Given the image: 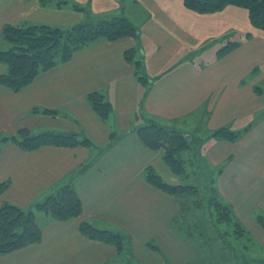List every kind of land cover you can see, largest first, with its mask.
<instances>
[{"label":"crops","instance_id":"obj_1","mask_svg":"<svg viewBox=\"0 0 264 264\" xmlns=\"http://www.w3.org/2000/svg\"><path fill=\"white\" fill-rule=\"evenodd\" d=\"M68 1L95 15H125L140 37L90 43L19 92L0 85V182H11L0 207L10 203L33 210L42 230L40 243L0 256V264L209 260L204 241L192 233L191 209L189 216L182 215L180 199L147 182V170L153 168L168 184H181L164 152L149 149L139 137L138 128L150 122L202 140L197 167H207L202 175L217 182L219 197L246 230L252 226L264 247L257 223L264 216V31L251 25L246 10L234 6L201 15L185 8L183 0ZM84 19L70 4L57 8L39 0H0V36L6 24L67 28ZM232 43L239 46L220 56ZM134 48L148 82L125 59ZM6 70L0 64V75ZM95 92L112 106L106 121L88 101ZM23 128L34 135L77 133L92 145L25 151L11 140L1 143ZM220 128L239 133L238 139L214 136ZM67 185L82 201L81 217L58 221L36 208ZM82 222L126 236L128 249L121 252L87 238L80 231Z\"/></svg>","mask_w":264,"mask_h":264},{"label":"trees","instance_id":"obj_2","mask_svg":"<svg viewBox=\"0 0 264 264\" xmlns=\"http://www.w3.org/2000/svg\"><path fill=\"white\" fill-rule=\"evenodd\" d=\"M39 1L45 7L63 8L70 4L74 10L83 13L85 19L67 28L47 24H6L3 27L0 36V64L6 66L7 70L0 75V85L14 92H19L29 86L40 74L54 69L59 64L67 63L76 51L90 43L100 39L117 41L123 38L139 39L140 37L138 26L125 15H95L88 8L68 0ZM183 3L185 8L201 15L215 14L229 6L242 8L248 12L251 25L264 31V0H183ZM238 46V43H232L219 54L223 56ZM136 56L135 48L125 52V59L134 64L139 79L148 82L143 68L144 62L142 58L137 59ZM88 101L99 118L104 121L109 119L112 106L103 94L91 93ZM45 113L56 114L53 110H45ZM137 132L149 149L164 152L166 165L179 177L186 174L185 162L180 156L182 152L192 151L193 160L195 163L198 162L202 140L194 134H184L155 123L142 126ZM214 136L234 142L238 139L239 133L220 128L214 132ZM9 140L25 151H36L47 146L74 148L92 145L87 137L77 133L47 132L34 135L26 128L20 129L10 137L2 138L1 143ZM146 178L153 187L180 199L182 215H190L189 211L192 208L190 205L193 206V200L190 204H187L186 200L197 192L196 187L185 186L182 183L180 185L168 184L153 168H148ZM10 183V181L0 182V196L9 189ZM208 193L211 195L208 208L216 213L218 221L227 226H233L234 233L239 239L246 237L251 243L252 238L248 231L235 218L231 206L219 198L213 182L209 186ZM36 208L58 221L79 218L83 213L82 201L70 185L59 189L56 194L36 205ZM257 223L264 231L263 215L257 217ZM80 231L87 238L115 246L121 252L129 247V239L126 236L110 230L95 228L88 222L80 224ZM41 240L42 230L35 221L33 210L25 211L10 203H4L0 207V256L38 244ZM204 245L209 246L205 243ZM259 264H264V260H261Z\"/></svg>","mask_w":264,"mask_h":264},{"label":"rangeland","instance_id":"obj_3","mask_svg":"<svg viewBox=\"0 0 264 264\" xmlns=\"http://www.w3.org/2000/svg\"><path fill=\"white\" fill-rule=\"evenodd\" d=\"M184 134L190 135L191 133L186 132ZM190 152L185 151L180 155L183 156L182 159L185 162L187 170L186 175L181 177L180 181L182 185L193 186L199 190L189 196L186 203L190 204L193 200V206L190 205L192 207L190 214L193 222L191 227L193 228L192 233L194 238H199L206 245H209H203V251L205 253L209 252V260L205 258V262H202L204 264L207 261L212 264H259L261 260H264V247L259 245L260 242L254 235V229L247 224L248 234L252 238V242L250 243L246 237L239 239L234 233L233 226H227L218 221L216 213H213L212 209L208 208L211 200L208 190L212 181L209 180L208 176L202 175L207 172V167L205 165L197 167ZM189 156L191 160L188 159ZM216 185L217 182L214 186L216 187ZM219 198L221 199V197Z\"/></svg>","mask_w":264,"mask_h":264}]
</instances>
